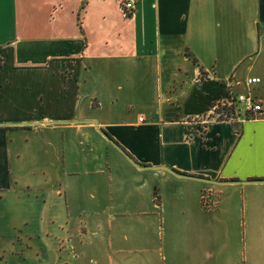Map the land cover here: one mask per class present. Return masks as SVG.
Masks as SVG:
<instances>
[{"label": "crops", "instance_id": "crops-1", "mask_svg": "<svg viewBox=\"0 0 264 264\" xmlns=\"http://www.w3.org/2000/svg\"><path fill=\"white\" fill-rule=\"evenodd\" d=\"M120 1L0 0V264H264V0Z\"/></svg>", "mask_w": 264, "mask_h": 264}, {"label": "built area", "instance_id": "built-area-1", "mask_svg": "<svg viewBox=\"0 0 264 264\" xmlns=\"http://www.w3.org/2000/svg\"><path fill=\"white\" fill-rule=\"evenodd\" d=\"M137 0H121L120 16L124 20L132 17ZM261 83L257 77H250L243 82H235V86H241L243 92L235 91L231 79L227 80L228 92L226 98L218 100L212 107L210 119L214 121H226L230 123H242L250 119H259L264 116V109L253 96V88ZM140 121H142L140 119ZM205 200V196L202 197Z\"/></svg>", "mask_w": 264, "mask_h": 264}, {"label": "water", "instance_id": "water-1", "mask_svg": "<svg viewBox=\"0 0 264 264\" xmlns=\"http://www.w3.org/2000/svg\"><path fill=\"white\" fill-rule=\"evenodd\" d=\"M89 123H93L96 124L95 122H89ZM97 132L116 150L118 151L126 160L127 162L131 163L134 167L136 168H140L135 161L132 160V158H130V156L128 154H126L121 148H119L103 131L97 129ZM151 169V168H150ZM163 170L169 172L170 174H173L175 176L178 177H183V178H187V179H191V180H196V181H200L203 183H207V184H213V185H223L224 184H233V183H227V182H217V181H211V180H206V179H201V178H195V177H188V176H184V175H179L167 168H162ZM245 183H264V181H249V182H245Z\"/></svg>", "mask_w": 264, "mask_h": 264}, {"label": "trees", "instance_id": "trees-1", "mask_svg": "<svg viewBox=\"0 0 264 264\" xmlns=\"http://www.w3.org/2000/svg\"><path fill=\"white\" fill-rule=\"evenodd\" d=\"M107 135V134H106ZM108 136V135H107ZM109 137V136H108ZM110 138V137H109Z\"/></svg>", "mask_w": 264, "mask_h": 264}]
</instances>
